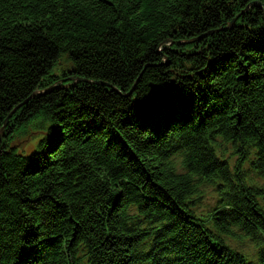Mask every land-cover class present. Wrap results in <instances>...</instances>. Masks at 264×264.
Segmentation results:
<instances>
[{
    "label": "trees",
    "instance_id": "1",
    "mask_svg": "<svg viewBox=\"0 0 264 264\" xmlns=\"http://www.w3.org/2000/svg\"><path fill=\"white\" fill-rule=\"evenodd\" d=\"M263 198L264 0H0V264H247Z\"/></svg>",
    "mask_w": 264,
    "mask_h": 264
},
{
    "label": "rangeland",
    "instance_id": "2",
    "mask_svg": "<svg viewBox=\"0 0 264 264\" xmlns=\"http://www.w3.org/2000/svg\"><path fill=\"white\" fill-rule=\"evenodd\" d=\"M67 62H66V59L65 57H62L60 62H59V65L57 66V68L53 71V74L54 75H61L62 71L63 70H66L67 68ZM63 83V82H62ZM57 84V83H56ZM159 91H161V89H158L156 92L154 93H151V94H156L158 93ZM162 92V91H161ZM24 130L22 131H16L12 137V139L10 140L9 142V145L16 149L17 152L19 153H29L33 148L38 137H35V136H28L29 134L27 133V131L23 132ZM34 135H37V134H34ZM34 143V145H33Z\"/></svg>",
    "mask_w": 264,
    "mask_h": 264
},
{
    "label": "water",
    "instance_id": "3",
    "mask_svg": "<svg viewBox=\"0 0 264 264\" xmlns=\"http://www.w3.org/2000/svg\"><path fill=\"white\" fill-rule=\"evenodd\" d=\"M55 87H56V83L53 84L52 86H50V87L48 88L47 91H51V90L54 89ZM150 87H151L150 93H154V92H156L158 89H160V88H158V87H155L154 85H151Z\"/></svg>",
    "mask_w": 264,
    "mask_h": 264
},
{
    "label": "bare ground",
    "instance_id": "4",
    "mask_svg": "<svg viewBox=\"0 0 264 264\" xmlns=\"http://www.w3.org/2000/svg\"><path fill=\"white\" fill-rule=\"evenodd\" d=\"M33 145H34V143H33ZM205 190V189H204Z\"/></svg>",
    "mask_w": 264,
    "mask_h": 264
}]
</instances>
